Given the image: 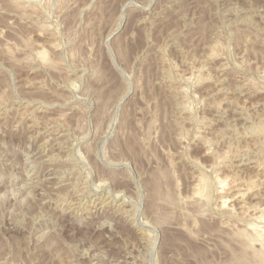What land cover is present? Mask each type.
I'll return each instance as SVG.
<instances>
[{
    "label": "rangeland",
    "instance_id": "obj_1",
    "mask_svg": "<svg viewBox=\"0 0 264 264\" xmlns=\"http://www.w3.org/2000/svg\"><path fill=\"white\" fill-rule=\"evenodd\" d=\"M261 124L264 0H0V264H252Z\"/></svg>",
    "mask_w": 264,
    "mask_h": 264
},
{
    "label": "bare ground",
    "instance_id": "obj_2",
    "mask_svg": "<svg viewBox=\"0 0 264 264\" xmlns=\"http://www.w3.org/2000/svg\"><path fill=\"white\" fill-rule=\"evenodd\" d=\"M13 2V1H12ZM20 3V2H19ZM12 5V4H11ZM14 5V4H13ZM12 5V6H13ZM16 8V7H15ZM18 8V7H17ZM217 46V45H216ZM53 47V46H52ZM218 47V46H217ZM213 48V47H212ZM214 49V48H213ZM215 49H217V48H215ZM212 51V50H211ZM214 52V51H213ZM213 52H211V53H213ZM35 55H36V53H35ZM216 56V55H215ZM36 57L38 58L37 60H39L40 62H41V64L42 63H45L46 64V61H47V64H48V58H46L47 56H46V54H45V51H41V52H37V55H36ZM210 57H211V55H210ZM214 57V56H213ZM212 57V58H213ZM209 58V57H208ZM44 64V65H45ZM198 74V73H197ZM207 80V79H206ZM218 87V86H217ZM168 88H170V87H168ZM216 90V89H215ZM219 90V89H218ZM179 91V90H178ZM221 91V90H220ZM219 106V105H218ZM249 108V107H248ZM237 111V110H236ZM234 112V111H233ZM2 117V116H1ZM260 123V122H259ZM263 127H264V125L263 124H261ZM256 126H257V124H256ZM259 126V125H258ZM257 126V127H258ZM260 127V126H259ZM260 128L259 129V132H264V128ZM252 130V129H251ZM248 131V130H247ZM65 132H63V134H64ZM255 134H257V131L255 132ZM259 134V133H258ZM264 134V133H263ZM260 136H261V134H259ZM264 137V136H263ZM264 145V144H263ZM264 149V148H263ZM262 150V149H261ZM207 152V151H206ZM263 152V151H262ZM263 154V153H262ZM256 155H257V153H256ZM261 155V154H260ZM259 155V156H260ZM264 155V154H263ZM256 157V156H255ZM262 157V156H261ZM257 159V158H256ZM214 166V165H213ZM222 167V166H221ZM253 168L255 169V170H258V172L260 171V172H262V174L263 175H261V177L260 178H256V177H258V174L254 177V179L255 180H253V181H251V183H250V185H249V188H248V192H250V190H252V188H254V187H256L258 184H259V187L260 186H262V187H264V157L262 158V161L259 163H256V164H254V166H253ZM210 169V168H209ZM208 169V170H209ZM256 172V171H255ZM248 173V172H247ZM235 175V174H234ZM202 176H205V175H203L202 174ZM260 176V175H259ZM206 177V176H205ZM215 177V176H214ZM218 176L216 175V177L215 178H217ZM201 178V177H200ZM226 178V177H225ZM216 179L215 181L217 182V186H218V195H219V207H220V209L221 208H228L229 207V205H230V203L233 201V200H236V201H238V202H240L242 199H243V195H244V193L243 192H241L240 190H237V189H239V188H237L236 189V187L237 186H234V185H232V188H229L228 189V191H226L225 190V188H227V180L226 179ZM208 179V178H207ZM206 179V180H207ZM202 180V179H201ZM200 180V182H202V183H197L196 182V184H198V187H197V189H193L194 190V194H193V192L191 193V195L193 194L194 196H195V199H196V195H200V196H202V198H203V196H204V192H205V190H207V184H208V182L206 183V182H204V181H206L205 179H204V181H201ZM230 180V179H229ZM235 180V179H234ZM234 180H232L233 182H234ZM198 181H199V179H198ZM207 181H209V179L207 180ZM247 181V180H246ZM213 183V182H212ZM210 184V183H209ZM59 186V185H58ZM72 187V186H71ZM155 188V187H154ZM195 188V187H194ZM208 188H209V185H208ZM261 188V187H260ZM255 189V188H254ZM154 190H156V189H154ZM192 191V190H191ZM209 191H210V189H209ZM208 192V191H207ZM77 193V192H76ZM158 193V192H157ZM210 193V192H209ZM212 193V192H211ZM257 193V192H256ZM217 194V193H216ZM246 194V193H245ZM208 195V194H207ZM217 195V196H218ZM153 196V195H152ZM214 196V195H213ZM192 197V196H191ZM208 197V198H207ZM206 198L207 199H209L210 198V194L207 196ZM199 198V197H198ZM198 198H197V200H198ZM175 199V198H174ZM177 199V198H176ZM191 200L192 201V199H194V198H188V200ZM217 199H218V197H217ZM75 200V199H74ZM196 200V201H197ZM194 201L195 200H193V203H194ZM195 201V202H196ZM199 201H201V200H199ZM208 201H210V199L208 200ZM153 202V201H152ZM156 202V201H155ZM159 202V201H158ZM177 203V202H176ZM192 202L191 203H189L190 205L192 204V205H195V203L193 204ZM199 203V202H198ZM200 203H202V201L200 202ZM204 203V205H205V202H203ZM246 203V202H245ZM255 203V202H254ZM181 204V203H180ZM232 204V203H231ZM191 205V206H192ZM199 205H201V204H199ZM199 205H195V206H197L199 209L202 207V206H204V205H202V206H199ZM207 205V204H206ZM241 205V204H240ZM254 205V204H253ZM77 206V205H76ZM178 206V205H177ZM218 206V205H217ZM237 206H239V205H237ZM247 206V205H246ZM93 207V206H92ZM193 207V206H192ZM205 207V206H204ZM204 207H202V208H204ZM231 207V206H230ZM243 206L241 205L240 206V209L243 211L242 213H244V212H247V209H243L242 208ZM197 208V209H198ZM201 208V209H202ZM231 208H233V207H231ZM231 208H228V209H231ZM247 208V207H246ZM253 208H254V206H253ZM264 208V207H263ZM191 209V208H190ZM249 209H250V207H249ZM223 210V209H222ZM255 211H256V213L253 215L252 214V217H251V219H252V223H249V224H247L246 225V223H245V225H243V228H241V229H239L238 231L236 230L235 232H236V237H237V239L239 240V241H237L238 243H239V245H240V247L239 248H237V249H240V260L241 261H244V262H249V261H253V262H255V264L257 263V264H264V209H262V208H259V207H257V208H255L254 209ZM194 211V210H193ZM198 211V210H197ZM227 212H228V210H226ZM225 211V212H226ZM230 211H232V210H230ZM230 211H229V213H230ZM206 212V211H205ZM223 212V211H222ZM240 212V211H239ZM253 212V211H252ZM193 213V212H192ZM199 212H197V214H198ZM241 213V212H240ZM202 214V213H201ZM196 215V214H195ZM203 215V214H202ZM209 215V214H208ZM243 215V214H242ZM248 215V214H247ZM251 215V214H250ZM206 216V215H205ZM189 217V216H188ZM243 217V216H242ZM251 219H249V220H251ZM247 222H249V221H247ZM235 223V222H234ZM239 223V222H238ZM240 223H242V222H240ZM219 225V224H218ZM229 225V224H228ZM235 225V224H234ZM245 226V227H244ZM232 227V226H231ZM238 229V228H237ZM235 230V229H234ZM233 230V231H234ZM227 232V231H226ZM227 235H229V234H227ZM232 235V234H231ZM234 235H235V233H234ZM234 240V239H233ZM228 242V241H227ZM229 242H232V241H229ZM235 242V241H234ZM234 242H232V243H234ZM236 243V242H235ZM235 243H234V245H235ZM238 244H237V246H239ZM229 247H231V246H229ZM228 247V248H229ZM234 250H235V248L234 247H232ZM226 249V248H225ZM228 250V249H227ZM239 251V250H238ZM237 251V252H238ZM235 253H236V251H235ZM233 255H236V254H234V253H232ZM237 254H239V253H237ZM239 256V255H238ZM231 257V256H230ZM235 258H236V256H235ZM236 259H238V258H236ZM228 260H230V259H228ZM230 262V261H229ZM253 262H252V264H253ZM231 263V262H230ZM232 263H235L234 261L232 262ZM231 263V264H232ZM228 264V263H227ZM236 264V263H235ZM242 264V263H241Z\"/></svg>",
    "mask_w": 264,
    "mask_h": 264
}]
</instances>
